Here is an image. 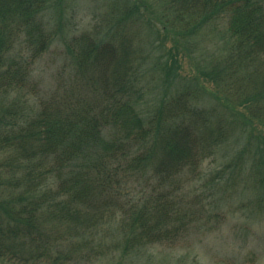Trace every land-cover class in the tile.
<instances>
[{
  "label": "trees",
  "instance_id": "obj_1",
  "mask_svg": "<svg viewBox=\"0 0 264 264\" xmlns=\"http://www.w3.org/2000/svg\"><path fill=\"white\" fill-rule=\"evenodd\" d=\"M146 1L71 34L64 0H0V264H138L201 176L264 209V0Z\"/></svg>",
  "mask_w": 264,
  "mask_h": 264
},
{
  "label": "rangeland",
  "instance_id": "obj_2",
  "mask_svg": "<svg viewBox=\"0 0 264 264\" xmlns=\"http://www.w3.org/2000/svg\"><path fill=\"white\" fill-rule=\"evenodd\" d=\"M115 1L64 0L68 32L78 34L80 30L87 29L98 14ZM148 1L146 3L150 7H156L153 0ZM128 2L131 3V0ZM192 41L195 57L201 59L204 52L212 51L202 37H195ZM62 63V59L51 53L43 60V65L54 69ZM183 64L190 73L187 63ZM153 96L150 94V97ZM219 162L218 159L205 161L202 174L205 172L207 177L215 171ZM203 178L205 176L197 181L185 182L178 192L181 214L184 211L183 218L186 219L188 215L191 219L186 233L174 243L156 245L138 264H264V209L252 205L253 198L244 188L248 182L239 184L230 193H217L219 206L216 209L210 207L212 198L205 194Z\"/></svg>",
  "mask_w": 264,
  "mask_h": 264
}]
</instances>
